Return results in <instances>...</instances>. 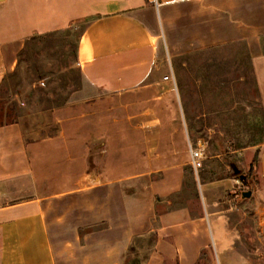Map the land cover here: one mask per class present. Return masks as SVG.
Instances as JSON below:
<instances>
[{
    "label": "rangeland",
    "instance_id": "rangeland-1",
    "mask_svg": "<svg viewBox=\"0 0 264 264\" xmlns=\"http://www.w3.org/2000/svg\"><path fill=\"white\" fill-rule=\"evenodd\" d=\"M80 31L74 26L6 47L15 67L0 91V118L21 121L30 141L76 146L80 157L93 147L89 156L100 173L126 168L123 190L142 235L123 264L145 262L157 226L200 215L211 221L213 238L200 264H264V114L246 45L165 55L167 86L87 102L77 94ZM199 140L207 157L195 171L189 141Z\"/></svg>",
    "mask_w": 264,
    "mask_h": 264
},
{
    "label": "crops",
    "instance_id": "crops-1",
    "mask_svg": "<svg viewBox=\"0 0 264 264\" xmlns=\"http://www.w3.org/2000/svg\"><path fill=\"white\" fill-rule=\"evenodd\" d=\"M74 26L77 94L87 102L167 86L165 55L243 42L264 114V0H0V91L15 67L8 45ZM27 135L19 120L0 125V264H123L142 235L123 190L126 168L100 173L93 147L80 157L76 146ZM212 244L205 215L164 223L143 264H200Z\"/></svg>",
    "mask_w": 264,
    "mask_h": 264
},
{
    "label": "built area",
    "instance_id": "built-area-1",
    "mask_svg": "<svg viewBox=\"0 0 264 264\" xmlns=\"http://www.w3.org/2000/svg\"><path fill=\"white\" fill-rule=\"evenodd\" d=\"M169 77L166 76L165 79ZM190 151V165L193 167L195 171L202 167L205 158L207 157V150L205 146V142H201L199 140L196 145H189Z\"/></svg>",
    "mask_w": 264,
    "mask_h": 264
},
{
    "label": "water",
    "instance_id": "water-1",
    "mask_svg": "<svg viewBox=\"0 0 264 264\" xmlns=\"http://www.w3.org/2000/svg\"><path fill=\"white\" fill-rule=\"evenodd\" d=\"M234 171H235L237 174H239V178H240L241 180H245V179H246V175H245V174H241V173H240V169H239L238 167H234ZM251 194H252L251 191H245V192L242 193V196H243V197H250Z\"/></svg>",
    "mask_w": 264,
    "mask_h": 264
},
{
    "label": "trees",
    "instance_id": "trees-1",
    "mask_svg": "<svg viewBox=\"0 0 264 264\" xmlns=\"http://www.w3.org/2000/svg\"><path fill=\"white\" fill-rule=\"evenodd\" d=\"M2 112H4V108L0 107V113L2 114ZM7 117H8V116H7ZM15 121H16V120L4 121V120L2 119V116H1V118H0V125H3L4 123L15 122ZM234 167H235V166L232 167L233 175H234V176H239V174H237V173L234 171ZM240 173H241V172H240Z\"/></svg>",
    "mask_w": 264,
    "mask_h": 264
}]
</instances>
